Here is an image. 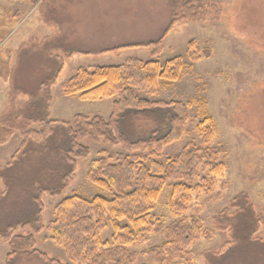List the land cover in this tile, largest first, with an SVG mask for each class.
<instances>
[{"label": "trees", "instance_id": "1", "mask_svg": "<svg viewBox=\"0 0 264 264\" xmlns=\"http://www.w3.org/2000/svg\"><path fill=\"white\" fill-rule=\"evenodd\" d=\"M166 1L169 17L157 39L122 43L101 51L145 47L152 59L132 57L121 64L81 68L63 85L66 96L83 101L117 96L108 117H51V88L65 62L55 52L63 51L67 57L89 53L78 44L68 43L66 35L47 38L42 47L26 52L23 48L14 73L8 61L0 59V78L13 75L12 94L27 98L21 104L12 100L0 119V143L14 131L21 136L11 160L0 166V241L9 246L3 264H20L24 258L42 264H137L129 247L142 242L153 230H163L165 238L144 254L153 263L184 264L177 259H183L187 248L204 232L200 219L189 218L187 212L200 194L217 187L225 171L221 157L226 150L190 144L164 160L157 159L185 135L193 105L198 108L202 136L212 138L217 125L206 100L158 98L163 90L182 80L192 65L181 56L163 63L154 58L161 54L162 42L175 25L201 20L211 2ZM7 34L3 31L0 44ZM140 120L154 127L142 130ZM83 137L124 152L115 160L102 156L91 161L88 180L103 194L65 196L78 161L91 155V148L81 141ZM200 170L207 174L201 176ZM168 189V204L175 219L165 226L155 210ZM46 196L60 198L49 228L51 240L64 251L67 263L38 247V236L46 229ZM214 221L229 232L230 240L219 252H205L206 264H264V239L257 237L264 216L257 212L248 193L235 195ZM109 230L111 235L106 236Z\"/></svg>", "mask_w": 264, "mask_h": 264}, {"label": "rangeland", "instance_id": "2", "mask_svg": "<svg viewBox=\"0 0 264 264\" xmlns=\"http://www.w3.org/2000/svg\"><path fill=\"white\" fill-rule=\"evenodd\" d=\"M210 2L201 20L175 25L162 42L161 54L154 58L163 63L181 56L192 65L182 80L163 90L158 98L206 100L207 109L217 125L212 138L202 136L198 128L201 122L198 108L193 105L185 135L165 148L157 159L164 160L190 144L201 149L222 147L226 150L221 157L225 171L217 187L211 193L200 194L187 212L189 218L200 219L204 232L187 248L189 254L177 259L184 264H206L203 254L219 252L230 240L229 232L221 230L214 219L238 193H248L257 212L264 216V0ZM168 17L166 0H39L35 3L0 0V37L3 31L8 32L0 44V59L8 61V68L14 73L23 48L26 52L34 46L42 47L47 38L66 35L68 43L78 44L89 53L67 57L63 51L55 52L65 62L51 88V117L61 120H71L76 114L108 117L117 96L83 101L66 96L63 85L81 68L93 70L99 65L121 64L132 57L152 59L145 47L101 51L122 43L157 39ZM12 76L0 78V119L12 106V100L21 104L27 99L12 94ZM16 76L19 79V72ZM138 125L142 130L154 127L144 120L138 121ZM20 141V133L14 131L0 143V166L11 160ZM81 141L91 148V155L78 161L76 175L65 196L103 194L88 180L91 161L102 156L115 160L124 151L103 141L95 143L89 137ZM202 174L207 173L200 170ZM168 192L169 189L163 193L155 210L165 226L175 219L168 204ZM59 201L60 198L45 197L46 229L38 236V247L50 257L67 263L64 251L51 240L49 228ZM110 235L111 230L106 233ZM257 237L264 239V221ZM164 238L163 230H153L142 242L130 245L136 263L160 264L153 263L144 252L162 243ZM8 251L7 242L0 241V264L4 263ZM19 263L42 264L27 258Z\"/></svg>", "mask_w": 264, "mask_h": 264}, {"label": "crops", "instance_id": "3", "mask_svg": "<svg viewBox=\"0 0 264 264\" xmlns=\"http://www.w3.org/2000/svg\"><path fill=\"white\" fill-rule=\"evenodd\" d=\"M56 28V27H55ZM92 52H94V51H92Z\"/></svg>", "mask_w": 264, "mask_h": 264}]
</instances>
